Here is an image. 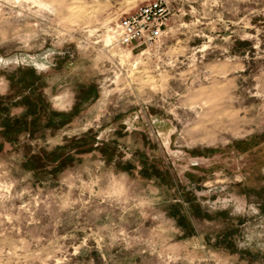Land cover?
<instances>
[{
	"label": "rangeland",
	"instance_id": "374dc122",
	"mask_svg": "<svg viewBox=\"0 0 264 264\" xmlns=\"http://www.w3.org/2000/svg\"><path fill=\"white\" fill-rule=\"evenodd\" d=\"M149 1L0 0V264H264V0H163L118 45ZM83 136L105 155L26 167Z\"/></svg>",
	"mask_w": 264,
	"mask_h": 264
},
{
	"label": "trees",
	"instance_id": "16d2710c",
	"mask_svg": "<svg viewBox=\"0 0 264 264\" xmlns=\"http://www.w3.org/2000/svg\"><path fill=\"white\" fill-rule=\"evenodd\" d=\"M27 73H30L29 80H25V78L22 80L24 88L32 89L34 83L38 80L31 71L26 70ZM30 98V97H28ZM35 99L31 104L27 101L28 99L23 97V102L26 103L27 111L24 116L10 119V118H4L1 120L2 128H3V137L8 142H13L16 140L17 135L24 131H30L32 127H34V124L37 122V120L40 117L41 113V104L43 103L42 100V94L37 93L35 94ZM27 101V102H25ZM44 104V103H43ZM39 106V107H38ZM31 117V120L28 121L27 117ZM86 136H83L79 140H72L70 142H67L65 145L56 148L53 152L50 154H42L41 156H34L29 161L25 163L26 167L30 170H36L37 168L43 167V161H47V163H55L53 164L55 166L54 171H60L65 166L69 164V162L72 160L73 154H81V153H87L92 150H99V152L103 153L105 155V152L103 151V148L96 146V148H93L91 146V143L88 141L86 142ZM93 142V140H92ZM90 143V144H89ZM93 144V143H92ZM86 145H88L86 147ZM104 147V146H103ZM41 161L42 163H38ZM180 226L184 229H187V225H183L184 221L183 218H179ZM187 226V228H186Z\"/></svg>",
	"mask_w": 264,
	"mask_h": 264
},
{
	"label": "built area",
	"instance_id": "2783aa9c",
	"mask_svg": "<svg viewBox=\"0 0 264 264\" xmlns=\"http://www.w3.org/2000/svg\"><path fill=\"white\" fill-rule=\"evenodd\" d=\"M169 17V7L163 0L140 4L116 24V43L122 47L152 46L166 29Z\"/></svg>",
	"mask_w": 264,
	"mask_h": 264
}]
</instances>
